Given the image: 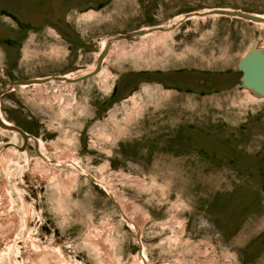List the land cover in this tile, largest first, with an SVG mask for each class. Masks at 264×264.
Listing matches in <instances>:
<instances>
[{
    "label": "rangeland",
    "instance_id": "rangeland-1",
    "mask_svg": "<svg viewBox=\"0 0 264 264\" xmlns=\"http://www.w3.org/2000/svg\"><path fill=\"white\" fill-rule=\"evenodd\" d=\"M217 7L264 15V0H0V90L86 72L105 38L161 27L115 41L95 76L0 96L1 117L38 140L19 150L0 128V264H264V100L234 84L264 23L183 19ZM167 66L197 70L179 94L156 84ZM120 209L143 219L140 240Z\"/></svg>",
    "mask_w": 264,
    "mask_h": 264
},
{
    "label": "water",
    "instance_id": "water-1",
    "mask_svg": "<svg viewBox=\"0 0 264 264\" xmlns=\"http://www.w3.org/2000/svg\"><path fill=\"white\" fill-rule=\"evenodd\" d=\"M210 15H220L227 17H235L255 23H264V15L245 12L239 9L228 8H212L203 12H190L183 16V19L190 17H205ZM160 26H155L150 29H137L125 34H116L105 39L103 46L101 47L97 57L95 59L94 66L91 70L81 73L77 76L68 77L66 75H53L45 76L41 78L19 79L8 82L7 86L0 90V96L7 93L15 86H28V85H40L50 82H64V83H77L88 79L96 74L102 68V64L106 56L108 55L110 48L114 41L117 40H133L138 36L146 34L150 31L159 30ZM237 70L240 72L238 89L244 91L251 96L264 100V44L260 38L254 39L246 52L238 59L236 64ZM0 128L7 131L18 133L22 138V146H19V150H24L26 144L30 138L33 139L35 145H37V139L26 133L21 127L8 123L0 116ZM112 197V195H111ZM113 202L115 201L112 198ZM115 203V202H114Z\"/></svg>",
    "mask_w": 264,
    "mask_h": 264
},
{
    "label": "flooded vegetation",
    "instance_id": "flooded-vegetation-1",
    "mask_svg": "<svg viewBox=\"0 0 264 264\" xmlns=\"http://www.w3.org/2000/svg\"><path fill=\"white\" fill-rule=\"evenodd\" d=\"M182 71L185 73L184 75H182L183 77L181 76V73H180ZM193 71L195 73L197 70L196 69L194 70V69H191V68H188V67H185V66H182V67L181 66L180 67L167 66V67H160V68H157V69H153L152 72L153 73H156L158 75V78H157V81H156L157 83L156 84L159 87H161L164 92H167V94H169V93L179 94L182 90H180L181 87L178 86L177 84L181 83L186 78V76H185L186 74H188L189 72H193ZM141 75L145 77V79H144L145 81L144 82H147L149 84H151L152 82L155 83L154 80H152V77L149 76V69L142 70ZM174 75H179V77L178 78H175ZM238 79H239V77L234 79V84L237 83V80ZM182 83H184V82H182ZM198 83L204 84V86L209 87V86L212 85L213 82L212 81L211 82L210 81H203L202 79H199L198 80ZM185 84H187V83H185ZM236 87H237V85H236ZM237 90H239V89L237 88ZM239 91L240 92H243L241 90H239ZM115 93H116V89L113 88L112 94L115 95ZM203 96H204V99H202V100L207 99L205 95H203ZM165 101L166 100H163L164 103H165ZM172 101H174V99ZM204 102H206V101L201 102L203 104V108L202 109H207V110L212 109V107L210 105H207L206 103L204 104ZM169 105L170 104H166L165 103L163 108H166ZM164 112L167 113L168 110H165ZM252 113L253 112H248V114L246 115V121L249 122L248 119H251L250 121L253 120V117L254 116L252 115ZM254 114H256L258 120L261 121L262 126H263V129H264V115H263V113H259V112L255 111ZM227 122L228 121H223V123H225V125L228 124ZM163 123H164L163 125L166 124V127H168V128H175V127H180V125H186V126H189V127H193L194 126V123H196V122H194V123H184V122L175 123V122H173L172 123V121H164ZM226 140L228 141V139H226ZM261 142H262V146H260L261 147L260 149L264 148V138H261ZM262 157L263 158H261V160L259 162L260 163L259 166H263V167H259L258 168L259 169V175L256 174L257 177L258 176L259 177H263L264 176V156L262 155ZM242 161H244V160H242ZM254 164H256V163L254 162ZM241 166L244 167L245 164L243 163V164H241ZM251 174H252L253 177L255 176V173L252 172ZM256 180H258V179H256ZM259 192L262 193V194H264V184L259 187ZM259 203H260V201H259Z\"/></svg>",
    "mask_w": 264,
    "mask_h": 264
},
{
    "label": "bare ground",
    "instance_id": "bare-ground-1",
    "mask_svg": "<svg viewBox=\"0 0 264 264\" xmlns=\"http://www.w3.org/2000/svg\"><path fill=\"white\" fill-rule=\"evenodd\" d=\"M216 16H217V15H216ZM160 33H161V32H160ZM168 33H169V32H168ZM168 33H167V34H168ZM158 34H159V33H158ZM163 34H164V33H163ZM161 35H162V34H161ZM112 46H113V45H112ZM125 46H126V45H125ZM113 47H114V46H113ZM121 49H122V48H121ZM111 51H112V49H111ZM111 51H110V52H111ZM113 51H114V50H113ZM108 56H109V55H108ZM106 58H107V57H106ZM104 63H105V62H104ZM101 69H102V68H101ZM102 70H103V69H102ZM99 72H101V70H100ZM68 84H72V83H68ZM73 84H74V83H73ZM19 87H26V86H19ZM245 94H246V93H245ZM248 95H249V94H248ZM253 99H254V98H253ZM261 100H262V99H261ZM261 100H260V101H261ZM256 101H257V99H256ZM60 106H61V105H60ZM115 109H116V108H115ZM115 109H114V110H115ZM116 111H117V110H116ZM112 112H113V111H111V113H112ZM115 113H116V112H115ZM113 114H114V113H113ZM113 114H112V115H113ZM0 116H1V115H0ZM110 116H111V115H110ZM111 117L113 118V116H111ZM2 119H4V118L2 117ZM4 120H5V119H4ZM107 120H108V119H107ZM5 121H6V120H5ZM108 121H109V120H108ZM105 124H106V123H105ZM105 124H104V125H105ZM101 126H102V125H101ZM98 128H99V127H98ZM114 129H115V127H114ZM111 137H112V136H111ZM30 139H32V138H30ZM32 140H33V139H32ZM107 142H108V141H107ZM40 143H41V141H40ZM41 144H42V143H41ZM37 145H38V140H37ZM37 145H36V146H37ZM38 148H39V147H38ZM49 149H50V148H49ZM54 149H55V148H54ZM23 151H24V150H23ZM39 154H40V153H39ZM67 154H68V153H67ZM57 156H58V155H57ZM57 156H56V159H55L56 162H57V161H60V162H61V161H64V162H66V163H69L71 166H73V168L76 170V172H78L77 170L82 171V170L80 169V167L78 166V164H77L76 162H74V160H69L68 157L62 158V159L60 160V159H58L59 157L57 158ZM45 160L47 161L48 159H45ZM48 161H49V160H48ZM83 173H84V172H83ZM52 175H53L54 178H56L57 181H59V178H58L59 175H58V174H57L58 177H57L55 174H52ZM75 176H76V174H74V177H75ZM49 177H51V175H50ZM54 178H53V179H54ZM57 178H58V179H57ZM94 179H95V177H94ZM43 182H44V180H43ZM98 182H99V183H102L101 181H98ZM102 184H104V183H102ZM104 186H105L107 189H109V188H108L109 186H107L106 184H104ZM112 196H113V195H112ZM112 198H113V197H112ZM121 205L123 206V204H121ZM118 206H119V205H118ZM122 206H119V208H122V209H123ZM120 213L122 214V217L126 219V222L128 221V222L130 223V226L133 227V228L136 230V232H137L136 236H137L138 240H140V233H138V232L140 231L139 229H140V226L142 225V220H143V219H142V220H137V221H136V220H133V219H131V218H128V217L125 215V213L123 212V210H121V209H120ZM133 213H134V211H133ZM135 215H136V214H135ZM139 217H140V216H139ZM143 222H144V221H143ZM142 226H143V225H142ZM142 228H143V227H142ZM135 230H134V231H135ZM140 255L143 257V253L140 252ZM143 259H144V258H143ZM143 259H142L143 263H146V260H145V259L143 260Z\"/></svg>",
    "mask_w": 264,
    "mask_h": 264
}]
</instances>
